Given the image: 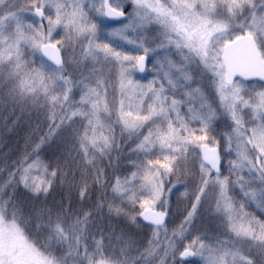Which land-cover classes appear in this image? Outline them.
Masks as SVG:
<instances>
[{"label":"snow or ice","instance_id":"6c2138e0","mask_svg":"<svg viewBox=\"0 0 264 264\" xmlns=\"http://www.w3.org/2000/svg\"><path fill=\"white\" fill-rule=\"evenodd\" d=\"M246 3L251 0H0V66L17 78L21 113L43 110L46 122L25 136L31 152L20 158L19 183L37 198L51 195L41 150L58 137L77 141L84 157L89 145L110 147V137L97 130L104 128L101 114L115 111L136 141L127 172L119 171L117 158L111 190L138 207L129 211L112 201L105 214V202L89 197L87 170L79 169V184L65 176L77 192L75 205L68 196L66 204L37 209L46 248L15 223L6 225L0 212V264H122L117 248L127 264L136 241L123 228L117 234L111 218L149 226L144 254L159 264L264 262V219L236 207L232 195L239 191L264 212V47L255 37L264 33V15L251 17L247 34L234 32L220 15L222 5L234 20ZM100 20L118 26L106 29ZM149 57H155L153 77L145 83L138 75L149 71ZM85 122L91 134L81 133ZM18 124L19 117L7 131ZM93 179L109 182L99 171ZM14 183L16 173H9L0 190ZM173 198L180 215L170 227ZM209 208L224 218L222 236L192 228ZM105 215L107 229L100 223Z\"/></svg>","mask_w":264,"mask_h":264},{"label":"clouds","instance_id":"9594fccd","mask_svg":"<svg viewBox=\"0 0 264 264\" xmlns=\"http://www.w3.org/2000/svg\"><path fill=\"white\" fill-rule=\"evenodd\" d=\"M254 5V7H253ZM221 18L227 20L231 25L232 30L239 33L243 28L244 34H247L248 27L251 25V17L253 15H264V0H251V3H246L244 7L237 13V17L233 20L226 16L223 6H220ZM256 42L261 47H264V33H255ZM171 54L179 62V57L176 55L175 50H171ZM191 71L194 77L198 78L200 75L199 67L193 63L191 65ZM10 68L7 66H0V112H6L9 110H15L19 108V97L16 92L17 78L9 76ZM198 82L194 81V83ZM256 82L252 84H246L244 87H252ZM208 92V100L213 105L216 104V99L212 95L211 90L206 89ZM178 95L183 98L182 92ZM44 116V111H41ZM7 118V117H5ZM101 119L104 124L103 129H98L97 131H103V133L110 137L111 144L110 147L105 148L102 144L98 146L89 145V151L86 157L80 155V148L77 141L71 142L69 145L70 151L68 156L76 163V169H86L88 172V193L90 199L95 202L97 200H103L105 202V214L107 213V203L115 201L116 203H122V206L129 211H138L137 209H132L127 203L126 199L124 202L117 197H115L111 190L110 178L113 175V169L116 166L117 158H119V171L127 172L129 169L127 167V161L134 157L133 148L135 147V136H130L129 133L122 129L121 124L117 120L116 112L113 111L112 114H101ZM87 131L91 134L87 123L83 124L81 127V133ZM31 132L26 133L25 136L29 135ZM7 134H14V131ZM32 139L35 141L36 136L33 135ZM25 151L31 152L30 147H25V137L24 143L19 150V155L14 159H9L6 153L4 157H0V187L4 186L8 180L9 173H16V183L8 185L3 190H0V212L4 214V223L6 225L16 224L24 232L25 236L30 242L34 243L37 247L46 248L49 243V237L47 231L44 227L43 222L37 216V209L43 206L49 208H55L58 204V200L55 199V193L57 192H67L69 196L77 198V192L75 189L70 187L68 181L65 180V176H68L69 180L74 177L75 183L79 184L80 176L77 178L73 174L70 177L69 173L72 172V168H67L64 166L66 160L59 159L55 153L45 159L40 154V158L47 164L49 169L48 179L52 181L53 192L48 197L41 196L39 198L35 197L30 191L26 190L24 186L19 183V168L21 166V156ZM88 160H92L93 164L89 165ZM100 172L102 179H108V183H97L94 181V177ZM51 173H57L55 177ZM232 195L235 198L236 207L244 206L245 210L249 213L255 214L258 218L264 219V212L258 211L254 206L249 205L244 196L237 190H233ZM138 196L141 199L144 198L142 193L138 192ZM163 208V205H161ZM167 210V209H164ZM15 211L16 215L13 216L12 213ZM180 213L177 212L175 206V198H173V208L172 215L169 218V225L174 226L175 223L179 222ZM176 218V219H174ZM105 219L108 220L105 215ZM223 217L213 213L212 209L202 210L201 215L193 223V230H197L200 233H214L217 235H223ZM113 220H122L123 218H111ZM126 224V222H125ZM116 226V232L119 234L120 230L123 228L126 235L131 236L136 241V246L130 249L127 253L128 260L127 264H159V258L149 259L145 256L144 250L147 247V242L150 237V228L145 225L143 229L132 228L131 226L119 227ZM119 229V230H117ZM117 258L121 259L123 264V258L118 255L117 248ZM170 264V262H169ZM192 264H197V261H193ZM258 264H264L262 261H258Z\"/></svg>","mask_w":264,"mask_h":264},{"label":"trees","instance_id":"16d2710c","mask_svg":"<svg viewBox=\"0 0 264 264\" xmlns=\"http://www.w3.org/2000/svg\"><path fill=\"white\" fill-rule=\"evenodd\" d=\"M5 117H7V124L5 123ZM17 117H19V124L15 127L14 134H7V126L11 125L13 120ZM37 124H40L42 129L46 127L44 116L41 113L38 114L34 111L21 113L19 108H16L14 111L9 110L6 112H0V151H4L5 154L7 153L9 159L16 158V156L19 155V150L21 149L22 144L24 143L25 134L32 132ZM1 147L3 150H1ZM69 151V144L61 142L58 137L50 144L46 145L41 150L40 154L43 158L48 159L53 153H55L59 159L69 160L71 159L68 156ZM73 174L77 178L80 176L79 170L75 167H73L72 172L69 173L70 177H72ZM55 194H58L61 197V200L66 201L67 203V197L69 196L67 192L62 191Z\"/></svg>","mask_w":264,"mask_h":264},{"label":"rangeland","instance_id":"374dc122","mask_svg":"<svg viewBox=\"0 0 264 264\" xmlns=\"http://www.w3.org/2000/svg\"><path fill=\"white\" fill-rule=\"evenodd\" d=\"M106 29H110V28H113V27H116L118 26V22L116 23H111V22H108L107 20H100L99 21ZM155 63V57H149V60H148V69L149 71L143 73V74H139L138 75V78L141 79L143 82L147 83L149 79H151L153 77V72H152V66L153 64ZM5 149V148H4ZM1 150H3V148L1 147ZM70 150V148H69ZM5 155V152L4 151H0V156L3 157ZM72 200H73V204L75 205L76 203V199L71 197ZM55 199L58 200V202L61 201V197L58 195V194H55ZM65 204H66V201H64ZM100 223L105 227V229H107L108 227V220L107 219H104L103 221H100ZM113 224H118L119 227H126L127 225L125 224L124 221L122 220H113L112 221ZM119 230V229H117ZM194 260H190V261H187L186 264H192ZM198 264V262H197Z\"/></svg>","mask_w":264,"mask_h":264},{"label":"water","instance_id":"95a60500","mask_svg":"<svg viewBox=\"0 0 264 264\" xmlns=\"http://www.w3.org/2000/svg\"><path fill=\"white\" fill-rule=\"evenodd\" d=\"M111 22H116V21H111Z\"/></svg>","mask_w":264,"mask_h":264}]
</instances>
